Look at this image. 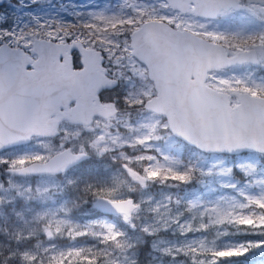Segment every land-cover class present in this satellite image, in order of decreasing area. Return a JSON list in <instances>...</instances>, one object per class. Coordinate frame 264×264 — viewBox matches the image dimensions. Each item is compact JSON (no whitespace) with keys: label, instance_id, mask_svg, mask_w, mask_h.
<instances>
[{"label":"snow or ice","instance_id":"1","mask_svg":"<svg viewBox=\"0 0 264 264\" xmlns=\"http://www.w3.org/2000/svg\"><path fill=\"white\" fill-rule=\"evenodd\" d=\"M11 8L0 264H264V0Z\"/></svg>","mask_w":264,"mask_h":264},{"label":"rangeland","instance_id":"2","mask_svg":"<svg viewBox=\"0 0 264 264\" xmlns=\"http://www.w3.org/2000/svg\"><path fill=\"white\" fill-rule=\"evenodd\" d=\"M114 2V0H107V2L105 3H101V2H95L94 0H55L51 3H53L54 5H60V4H72V3H76V4H87V5H99V6H103L105 4H108V3H112ZM15 4V0H12V1H9L7 2V6H8V9L9 11L12 10L11 8V5H14ZM34 10L39 12L41 9L37 6H34Z\"/></svg>","mask_w":264,"mask_h":264},{"label":"trees","instance_id":"3","mask_svg":"<svg viewBox=\"0 0 264 264\" xmlns=\"http://www.w3.org/2000/svg\"><path fill=\"white\" fill-rule=\"evenodd\" d=\"M95 2H101V3H105L107 2V0H94Z\"/></svg>","mask_w":264,"mask_h":264},{"label":"water","instance_id":"4","mask_svg":"<svg viewBox=\"0 0 264 264\" xmlns=\"http://www.w3.org/2000/svg\"><path fill=\"white\" fill-rule=\"evenodd\" d=\"M7 1H12V0H7ZM53 1H55V0H50V2H53Z\"/></svg>","mask_w":264,"mask_h":264}]
</instances>
